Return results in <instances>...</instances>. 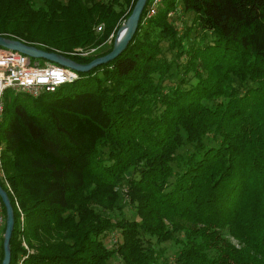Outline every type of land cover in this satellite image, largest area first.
<instances>
[{
	"label": "trees",
	"instance_id": "trees-1",
	"mask_svg": "<svg viewBox=\"0 0 264 264\" xmlns=\"http://www.w3.org/2000/svg\"><path fill=\"white\" fill-rule=\"evenodd\" d=\"M33 1L0 0V33L86 62L112 48L136 0ZM148 4L113 59L37 97L4 91L9 264H171L153 240L174 242L176 264H264V0H163L143 20ZM179 4L193 12L181 31ZM194 24L213 40L189 37ZM120 187L136 218L103 212L119 208Z\"/></svg>",
	"mask_w": 264,
	"mask_h": 264
},
{
	"label": "built area",
	"instance_id": "built-area-1",
	"mask_svg": "<svg viewBox=\"0 0 264 264\" xmlns=\"http://www.w3.org/2000/svg\"><path fill=\"white\" fill-rule=\"evenodd\" d=\"M162 1L163 0H149V4L143 19L146 20L154 15ZM174 12L175 10H170L168 14H173ZM102 28L103 23H99L96 26V30H100ZM0 35L9 38L20 39L23 41V39L11 33L4 32L0 33ZM36 46L46 49V45L38 44ZM96 48L97 47L94 46H90L88 48L77 47L76 51L74 50L73 52L88 56L95 52ZM51 50L59 52L57 49ZM32 58L33 56H30L20 50L0 45V127L4 109L3 94L5 90L12 89L15 93L20 92L28 94L32 97H37L42 93L53 92L61 84L71 82L78 77L77 72L71 67L60 65L47 59L40 63L38 57L35 58V60H32ZM3 148L4 143L1 140L0 135V178L6 181L2 164ZM4 223L5 216L3 211V203L0 199V237L3 231Z\"/></svg>",
	"mask_w": 264,
	"mask_h": 264
},
{
	"label": "water",
	"instance_id": "water-1",
	"mask_svg": "<svg viewBox=\"0 0 264 264\" xmlns=\"http://www.w3.org/2000/svg\"><path fill=\"white\" fill-rule=\"evenodd\" d=\"M146 1L147 0L135 1L130 14L116 30L112 48L108 52L94 56L92 59L86 62L76 61L75 59L65 55L64 53L54 50H46L33 44L26 43L20 39L9 38L3 35H0V45L20 50L33 57H43L49 59L53 62H56L57 64L71 67L73 68V70H76L78 72H87L91 67L113 59L126 47L137 28L138 20ZM0 199L3 203V206L5 207L6 213L5 228L3 231V258L0 264H9V242L13 231L14 213L7 191L2 187L1 184Z\"/></svg>",
	"mask_w": 264,
	"mask_h": 264
},
{
	"label": "rangeland",
	"instance_id": "rangeland-1",
	"mask_svg": "<svg viewBox=\"0 0 264 264\" xmlns=\"http://www.w3.org/2000/svg\"><path fill=\"white\" fill-rule=\"evenodd\" d=\"M33 3H34L35 6H37V5L42 3V0H34ZM175 14L178 15L181 18V21H182L178 25V28L180 29V31L184 28L185 24H190L191 23V20H192V17H193V12L192 11H184L181 4H179L177 6ZM100 30H102V29H100ZM100 30L97 29V31H100ZM2 33H4V32H2ZM6 33H8V32H6ZM11 34H14V33H11ZM14 35L17 36L16 34H14ZM189 37L195 38L196 42H199L201 40V38H203V43L211 42L213 40V38H214L212 32H210L208 30L203 31L196 24H194L192 30L189 32ZM112 38H113V33H110L108 35L107 39H106L108 41V43H110L112 41ZM21 39H23V38H21ZM23 41H25L26 43L28 42L29 44H31V43L33 45L35 44V46L38 45V44L47 45L46 42L41 41V40L27 41V40L23 39ZM186 42L188 43V40H186ZM161 45L163 47L164 55H166L167 57L172 58L174 56L175 50L168 49L167 48V41H165V40L161 41ZM77 47L88 48L90 46H76L71 51H68V52L70 54L80 55V54H77L76 52H73L74 50L76 51ZM103 48L104 47H102V49ZM80 56H84V55H80ZM187 57H188V54L184 53V55L181 56L182 59H180L179 62L175 61L173 63V66L171 68L172 76H171V78H166L164 80V82H163V85H171L174 82L175 83L177 82L178 78H177L176 72L178 71L180 74H182V67L181 66L183 65V63H181V61H184ZM35 58H37V57H33L32 60H35ZM38 59H39L40 63H42L46 58L38 57ZM47 60H49V59H47ZM74 71H76V70H74ZM76 72L78 74V71H76ZM186 79H187V81L185 83H183L182 86H188L189 83H195V81H196L191 73L187 74ZM6 91H7L6 92L7 97H9V98L14 94V91L12 89H7ZM211 143L212 144H216V141H213ZM188 147H189L188 145L184 146V147H182L180 149V151L183 152ZM173 167H174L175 171L179 170V167L177 166V164L175 162L173 163ZM125 191L126 190L124 189V187H120L119 188V195H120V198H119V205L120 206H119V208H117V209H115L113 211H103L106 215L111 216L114 220H117L118 218H120V216H122V214H124L126 217H128L130 219L136 218V215H135V212H134V208L130 205V203L128 201V198L126 197ZM2 236H3V231H2L1 237ZM102 239H104L105 244H106L107 247H112V245H114L117 242L116 240H118V232L117 231L116 232L115 231L107 232L106 234H104L102 236ZM0 241H1V239H0ZM232 241H233V243L236 244V246H238L235 240H232ZM153 242L155 243V249H156V251H157V253H158V255H159L161 260H166L168 262H171V264H176L174 262L176 245L174 244L173 241L170 240V241H167V242L156 243L153 240ZM24 246H26V245H24ZM119 263H120V258L117 255L113 259H111V261H110V264H119Z\"/></svg>",
	"mask_w": 264,
	"mask_h": 264
}]
</instances>
